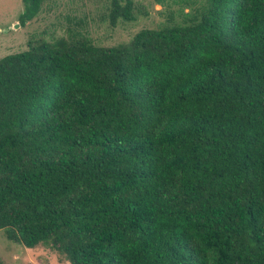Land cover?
Listing matches in <instances>:
<instances>
[{"label": "trees", "instance_id": "1", "mask_svg": "<svg viewBox=\"0 0 264 264\" xmlns=\"http://www.w3.org/2000/svg\"><path fill=\"white\" fill-rule=\"evenodd\" d=\"M21 25L43 0H21ZM133 0L108 18L132 20ZM128 43L0 58V230L69 264H264V0Z\"/></svg>", "mask_w": 264, "mask_h": 264}, {"label": "rangeland", "instance_id": "2", "mask_svg": "<svg viewBox=\"0 0 264 264\" xmlns=\"http://www.w3.org/2000/svg\"><path fill=\"white\" fill-rule=\"evenodd\" d=\"M207 0H133L132 20L111 25V0H43L41 10L21 25V0H0V58L27 49L29 40L53 42L63 38L89 39L97 46L128 43L143 28L190 22ZM0 264H69L51 247L26 248L8 241L0 230Z\"/></svg>", "mask_w": 264, "mask_h": 264}]
</instances>
